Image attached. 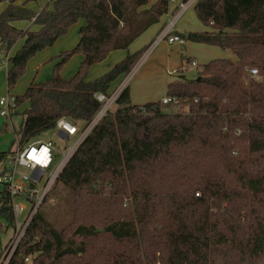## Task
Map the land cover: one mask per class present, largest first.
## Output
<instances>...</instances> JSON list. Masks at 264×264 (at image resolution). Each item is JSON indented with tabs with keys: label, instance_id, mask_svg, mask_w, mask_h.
Returning <instances> with one entry per match:
<instances>
[{
	"label": "trees",
	"instance_id": "1",
	"mask_svg": "<svg viewBox=\"0 0 264 264\" xmlns=\"http://www.w3.org/2000/svg\"><path fill=\"white\" fill-rule=\"evenodd\" d=\"M15 1L0 0V48L7 54L24 39L8 58V89L35 53L83 21L50 78L16 95L18 107L27 103L20 147L60 117L85 128L100 107L95 94H109L147 46L96 79L87 78L88 68L177 10L168 0H50L51 9L35 12ZM193 7L210 30L175 33L236 59H212L196 80L169 82L166 96L178 104H132L125 86L116 110L88 131L56 178L71 192V219L56 228L38 207L8 264H24L28 255L31 264H264V0H197ZM18 20L37 29H19ZM76 52L80 67L65 79L59 66ZM7 154L0 152V164ZM0 216L13 226L5 187Z\"/></svg>",
	"mask_w": 264,
	"mask_h": 264
},
{
	"label": "rangeland",
	"instance_id": "2",
	"mask_svg": "<svg viewBox=\"0 0 264 264\" xmlns=\"http://www.w3.org/2000/svg\"><path fill=\"white\" fill-rule=\"evenodd\" d=\"M20 2L27 3L28 7L38 12L41 8L47 6L48 8L52 5L50 0H18ZM4 6L0 4V10ZM164 18V17H163ZM162 18V19H163ZM168 22L169 18L166 17L163 20L160 19L159 26L164 25L163 21ZM15 26L19 29H33V22L29 20H18L14 22ZM83 24L82 20L72 24L64 35L59 37L53 45L46 47L37 53H35L26 63L23 74L18 78L16 83L10 88V93L15 95H23L29 83L33 82H44L48 80L53 72L55 64L60 60L61 55L67 51L73 49L79 40V28ZM163 24V25H162ZM157 26V24L155 25ZM160 28V27H159ZM210 29L209 26H205L198 19L194 7L188 8L176 21L175 32L186 34L187 32H202ZM151 30H145L139 35L127 49H119L110 52V54L103 61L95 63L88 68L87 78L96 79L103 75L108 69L114 66L116 63L125 59L128 55H131L137 51L142 50L147 46V49L142 53L138 61L135 63L133 69L128 76V81L125 86L130 84V100L135 104H143L150 101L160 100L166 95L167 83L173 80L180 81H194L198 78V72L202 67V64L216 58H231L236 59V56L229 49H222L218 46L186 41L182 46H173L166 41H161L153 47H149L151 44ZM156 37V36H155ZM154 37V38H155ZM24 39H19L17 47ZM16 46L15 44L13 45ZM12 46V47H13ZM13 47V48H14ZM157 48L156 52L150 56L147 54L151 53L153 48ZM151 51V52H150ZM10 53V52H9ZM6 53L0 48V63L2 64L5 60ZM147 56V57H145ZM193 59L197 65H191L189 60ZM82 61V54L79 52L70 55L65 62L59 66V73L64 78H71L79 69ZM182 66L184 69L177 73H169L170 70L176 67ZM9 67L0 70V96L4 95L7 90L6 74ZM127 76V75H126ZM125 77V76H124ZM126 79V78H125ZM124 79V80H125ZM122 78H118L111 84V91L116 90ZM123 80V81H124ZM27 103L23 102L19 105L16 114L11 117V124L8 118L0 115V152H8L5 161L0 164V173L5 168L11 170L7 162L13 160L17 151L21 148L17 144L18 130L21 126L23 119V111L26 108ZM117 106L115 103L110 107V112H114ZM4 123L7 124V128L2 130ZM78 134L83 129V123L77 122ZM77 134L71 136L68 140L62 139L57 134L55 128L47 130L39 134L32 140L40 139L42 141L52 140L58 150L57 158L55 159L52 166L48 169L52 172L58 162L61 160L62 155L68 151L77 138ZM17 172H24L29 174L30 171L27 168L20 166L15 167ZM3 185L0 184V191L3 189ZM72 195L70 190L60 181H54L49 191L44 195V200L39 206L40 212L44 217L52 223L56 228H60L62 225L67 223L71 219L72 210ZM26 211L22 214L18 220H23L26 212L30 207L29 202L24 201ZM0 254L3 247L8 243L12 237L13 227L7 226L5 218L0 216ZM32 262V260H31ZM31 262L27 264H31ZM25 264V263H24Z\"/></svg>",
	"mask_w": 264,
	"mask_h": 264
},
{
	"label": "built area",
	"instance_id": "3",
	"mask_svg": "<svg viewBox=\"0 0 264 264\" xmlns=\"http://www.w3.org/2000/svg\"><path fill=\"white\" fill-rule=\"evenodd\" d=\"M197 0H168L169 4L177 6V10L173 14H169L168 22L162 27L157 36L151 42L149 47H153L161 41H166L169 44L184 43L185 39L175 33L176 21L179 17L190 7H192ZM168 15V14H167ZM148 51V49H147ZM191 65H197L196 61H190ZM8 66V59L0 63V69ZM250 77L258 78V72L255 68H246ZM131 72V71H130ZM130 72L125 75L119 87L112 90L109 94L98 92L95 94L96 100L100 103V107L93 116L91 122L83 128L78 134L77 124L66 117H60L56 121L55 129L58 136L64 140H68L71 136L77 134L75 143L68 148V151L62 155L61 160L55 166L52 172L48 169L52 166L58 155V150L52 140L42 141L40 139L31 140L23 148L19 149L15 154L13 160L6 164L10 165L11 170L0 174V184L8 190L10 195V204L13 211V233L8 243L3 247L0 254V264H8L12 255L16 251L20 240L22 239L25 230L36 209L42 204L44 195L49 191L57 178L62 167L74 152L78 144L82 141L88 131L105 116L115 103V100L121 90L125 87ZM162 103L178 104L179 99L175 96H163ZM18 109L16 96L10 93L0 96V115L10 120ZM237 133V132H235ZM20 166L27 168L30 173L17 172L15 167ZM24 201L29 202L30 207L26 212L23 220L18 218L25 213L26 206ZM0 226L2 224L0 223ZM33 255H28L24 258V263L31 262Z\"/></svg>",
	"mask_w": 264,
	"mask_h": 264
},
{
	"label": "crops",
	"instance_id": "4",
	"mask_svg": "<svg viewBox=\"0 0 264 264\" xmlns=\"http://www.w3.org/2000/svg\"><path fill=\"white\" fill-rule=\"evenodd\" d=\"M15 2H16V4H25V6L28 7L27 3H25V2H20V1H18V0H16ZM50 3H51V2H50ZM3 4H4V6L6 5V3H3ZM51 4H52V3H51ZM4 6H3V7H4ZM3 7H2V8H3ZM28 8H29V7H28ZM51 8H52V5L49 7V9H51ZM0 11H1V10H0ZM163 17H164V18H166V17L170 18L169 15L165 14V15H163V16L161 17V20L164 19ZM162 18H163V19H162ZM31 22H32V21H31ZM160 22H161V21H160ZM160 22H159V23H156L157 26H155L156 24H154V25H152V26H150V27L148 28V29H152V30H151V37H150V38H153V39H152L151 41L154 40V37L157 36V34L159 33V31L162 29L161 26H159ZM163 22H164L163 24L165 25V24H166V23H165L166 21L164 20ZM13 24H14V23H13ZM163 24H162V25H163ZM14 25H15V24H14ZM33 25H34V24H33ZM164 25H163V26H164ZM163 26H162V27H163ZM15 27H16V26H15ZM159 27H160V28H159ZM35 29H37V26H36V25H34V28H33V29H30V30H35ZM208 30H210V29H208ZM23 41H24V40H23ZM186 41H188V40H185L184 43H185ZM17 43H18V42L15 43V45H16L15 47L13 46L14 48L12 47V48L10 49V51H9L10 53L8 52V53L5 55L4 59H6V58L8 59L9 56L13 55V54L17 51V49H19V48L21 47V45L23 44V42H21V43H20V46L17 47ZM184 43H182V44H179V43H173L172 45H173V46H174V45H175V46H182ZM156 49H157L156 47L153 48L152 52L150 51L151 53L147 54V56H148V55L150 56L152 53L156 52ZM109 54H110V53H109ZM109 54H108V55H109ZM147 56H145V57H147ZM106 58H107V57H106ZM82 59H83V56H82ZM192 60H193V59L190 58V60H189L188 62H190V61H192ZM7 67H8V66H7ZM2 69H3V68H1L0 70H2ZM110 69H111V68H110ZM183 69H184V68H183L182 66H179V65H178V67H176L175 69L170 70L169 73H171V74H173V73H177V72H179V71H182ZM108 70H109V69H108ZM108 70H107V71H108ZM63 78H64V77H63ZM65 79H69V78H65ZM90 80H93V79H90ZM173 81H175V80H173ZM32 82H33V81H32ZM170 82H172V81H170ZM30 83H31V82H30ZM30 83H29V84H30ZM168 83H169V82H168ZM168 83H167V84H168ZM128 87H129V92H130V84H128ZM166 87H167V86H166ZM9 90H10V89H8L7 92H6L5 94L10 93ZM10 94H12V93H10ZM13 95H15V94H13ZM15 96H16V95H15ZM130 101H131V100H130ZM131 103H132V102H131ZM132 104H135V103H132ZM143 104H144V103H143ZM15 114H16V113H15ZM11 117H12V116H11ZM10 122H11V124H13L12 121H11V118H10ZM1 165H2V164H1Z\"/></svg>",
	"mask_w": 264,
	"mask_h": 264
}]
</instances>
